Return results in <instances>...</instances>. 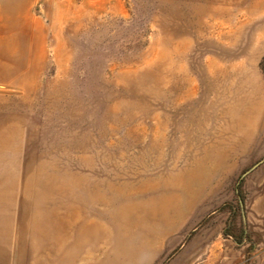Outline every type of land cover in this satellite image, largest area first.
Listing matches in <instances>:
<instances>
[{
    "label": "rangeland",
    "instance_id": "rangeland-1",
    "mask_svg": "<svg viewBox=\"0 0 264 264\" xmlns=\"http://www.w3.org/2000/svg\"><path fill=\"white\" fill-rule=\"evenodd\" d=\"M0 264H264V0H0Z\"/></svg>",
    "mask_w": 264,
    "mask_h": 264
}]
</instances>
